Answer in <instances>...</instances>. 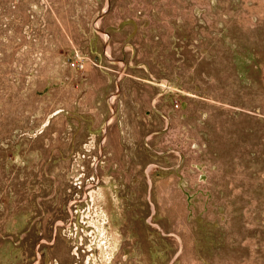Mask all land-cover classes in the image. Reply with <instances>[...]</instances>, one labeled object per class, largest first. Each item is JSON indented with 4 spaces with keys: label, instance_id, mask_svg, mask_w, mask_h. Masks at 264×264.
Masks as SVG:
<instances>
[{
    "label": "rangeland",
    "instance_id": "rangeland-1",
    "mask_svg": "<svg viewBox=\"0 0 264 264\" xmlns=\"http://www.w3.org/2000/svg\"><path fill=\"white\" fill-rule=\"evenodd\" d=\"M136 1L150 34L65 4L103 45L67 57L110 73L100 114L84 71L36 86V4L0 20V264H264V0Z\"/></svg>",
    "mask_w": 264,
    "mask_h": 264
},
{
    "label": "crops",
    "instance_id": "crops-1",
    "mask_svg": "<svg viewBox=\"0 0 264 264\" xmlns=\"http://www.w3.org/2000/svg\"><path fill=\"white\" fill-rule=\"evenodd\" d=\"M46 1L50 3V10L41 6L44 0H0V20L7 18V12L14 14L23 12L25 14V21L21 24L22 26L28 20L27 9L30 5L36 4L42 11L45 19V27L36 33V40L34 42H29V49L24 57L21 58V60L25 59L24 61L31 64L34 61L36 53L42 54L36 67L37 73L34 78L36 86L50 80L54 81L56 78L67 82V78L77 76V73L69 68L65 60L68 59L67 57L70 56L72 50L79 46V39L82 38V48L84 50L93 51V57H99L100 59L103 52V45L99 46L98 43L95 44L94 49L90 47L92 44L88 43L87 40H89L91 33L89 28H87V20L83 12L82 27L78 20H75L74 24H72L71 14L67 12L68 8L65 4L75 3V0ZM79 3H82V10L84 9V5L94 6V12L101 8L100 27L110 36L114 34H134L136 20L143 29L142 33H151V27L145 26L146 20L151 19V16L145 12H141L145 9L144 3L140 4L136 0H118L117 2L110 0L107 16H103L102 0H79ZM138 8L142 9L140 13L136 12L139 10ZM172 18H176V15L173 17L165 16L163 19L166 22H172ZM158 33L164 32L158 30ZM165 33L169 34L170 32L165 31ZM7 35L0 38V53L3 54L8 47L6 42L11 37L9 32H7ZM26 35L23 27L14 35L12 41L14 45L11 48L14 57L12 58L13 60H18L19 57L17 55L21 50L20 46L27 38ZM112 42L114 43V40ZM112 82L113 80L109 72L87 62L84 75L82 76V106L89 110L91 108L95 109V113L100 114L103 107V100L113 88ZM84 100L89 101L84 102Z\"/></svg>",
    "mask_w": 264,
    "mask_h": 264
},
{
    "label": "built area",
    "instance_id": "built-area-1",
    "mask_svg": "<svg viewBox=\"0 0 264 264\" xmlns=\"http://www.w3.org/2000/svg\"><path fill=\"white\" fill-rule=\"evenodd\" d=\"M88 60L89 58L83 53L74 52V54L68 59L67 64L69 68L81 73L84 71Z\"/></svg>",
    "mask_w": 264,
    "mask_h": 264
}]
</instances>
